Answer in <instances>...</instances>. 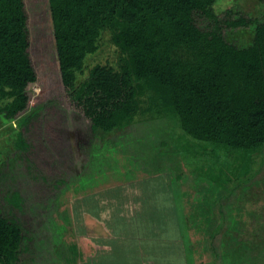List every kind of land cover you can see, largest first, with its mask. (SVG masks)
<instances>
[{
  "label": "trees",
  "instance_id": "1",
  "mask_svg": "<svg viewBox=\"0 0 264 264\" xmlns=\"http://www.w3.org/2000/svg\"><path fill=\"white\" fill-rule=\"evenodd\" d=\"M218 1L47 0L65 102L88 121L91 138L166 117L181 131L176 143H203L220 163L219 171L211 170L208 178L220 183L226 168L239 181L249 177L254 154L264 148V16L230 8L219 14ZM258 3L263 9L264 0ZM31 31L26 0H0V119L7 124L22 125L29 117L30 86L40 82ZM242 31L251 33L250 43L229 40V34ZM106 50L113 58H103ZM54 108L45 122L60 131ZM27 124L26 133L20 125L14 144L31 163L40 127L37 122ZM40 178L45 181L44 175ZM229 182L226 178L221 184ZM52 189L47 196L54 194ZM16 195L15 189L0 192V264H39L38 243L29 237L27 223L11 212L30 207L32 195ZM49 218L56 223L58 217ZM219 226L218 231L223 229ZM211 249L216 255L215 247ZM72 256L60 264H75Z\"/></svg>",
  "mask_w": 264,
  "mask_h": 264
},
{
  "label": "rangeland",
  "instance_id": "2",
  "mask_svg": "<svg viewBox=\"0 0 264 264\" xmlns=\"http://www.w3.org/2000/svg\"><path fill=\"white\" fill-rule=\"evenodd\" d=\"M221 2L219 0L215 6L219 14L230 8L258 15L262 12L264 16V8L261 9L258 0L239 3L226 0L222 5ZM26 4L31 18V53L40 82L30 86L32 108L22 125L15 121L7 124L0 119V192L15 189L16 198L23 196V199L32 195L30 207L11 212L27 223L26 228L31 233L28 236L38 243L36 261L60 264L76 252L72 258L78 264L84 259L79 252L85 251L83 241L87 235L90 234L95 248L98 237H102L99 227L112 234L120 223V220L114 221L119 216H127V211L140 214L142 209L158 204V210L160 205L169 208L168 214L163 215L166 216L163 238L180 235L181 231L186 249L193 243L192 238H197L193 252L185 250L190 261L201 256L207 259L203 253L214 254L213 246L217 250L213 256L219 263L234 264V261L247 259L245 263L264 264V148L254 154L253 168L247 179L243 177L239 181L226 168L217 183L207 174L214 172L211 170L218 172L220 163L212 158L203 143L189 147L183 140L179 141L181 146L176 143L181 131L175 121L166 117L137 121L122 133L91 138L88 121L71 112L65 102L60 72L55 64L56 47L47 0H26ZM228 38L238 44H248L251 33H231ZM111 56L109 50L103 54L106 59L113 58ZM53 107L60 115V131H57L59 126H48L45 122L54 115ZM28 122H37L40 127L33 138L36 149L30 154L31 163L22 159V153L15 151L14 144L20 125L21 131L26 133ZM2 161L7 165L3 167ZM29 166L36 168L29 171ZM41 175L45 176V181L41 180ZM226 178L232 182L222 185L221 181ZM57 184L61 187L55 188ZM51 188L54 194L47 196ZM54 201L55 207L52 206ZM210 202H215L212 210L208 208ZM1 204L8 212L7 204ZM125 205L132 209H126ZM177 212L182 215L179 224ZM53 214L62 221L57 218L56 223L53 222L49 218ZM90 218L91 224L87 227ZM219 225L223 228L220 231ZM90 227L93 229L88 230ZM53 250L58 253L54 254ZM173 250L179 252V247H172L171 254Z\"/></svg>",
  "mask_w": 264,
  "mask_h": 264
},
{
  "label": "crops",
  "instance_id": "3",
  "mask_svg": "<svg viewBox=\"0 0 264 264\" xmlns=\"http://www.w3.org/2000/svg\"><path fill=\"white\" fill-rule=\"evenodd\" d=\"M125 206L126 209H132L128 205ZM157 206L158 204L142 209L143 211L140 214L126 210L128 217L119 216V218L114 220L115 222L120 220V223H118L119 225H117L112 234L110 230L106 232L104 228L99 227L102 237H98L99 243H96L97 246L95 248L91 244L92 241L88 233L89 235L83 241L86 245L85 257L83 256V251L79 252V256L84 259L79 261L78 264H225L223 262L219 263L218 260H215V256L209 252L205 254L207 259L198 257L196 261H190L185 255V250H189L190 254L193 252L196 246V237L192 238L193 243L190 247L188 246V249L183 246L184 243L181 241L184 239V233H181V231L180 235L176 233L174 235L171 234L172 236L169 239L167 236L163 238V221L166 219V216L163 215L168 214L169 208L168 206L163 207V205H160L158 210ZM175 216L176 218L178 217L177 224H179L180 220H182V217H180L182 215L177 212ZM89 221L90 223L87 222L86 224L88 225L87 227L91 224V218ZM90 229L92 230L93 228L90 227L88 230ZM178 241H180V244ZM209 246L210 242L208 243ZM172 247H179V252L173 250L174 254H171ZM245 262H247V259H240L239 262L234 261V264H244ZM253 263L249 261L245 264Z\"/></svg>",
  "mask_w": 264,
  "mask_h": 264
}]
</instances>
